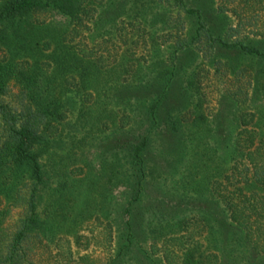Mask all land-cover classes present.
Returning a JSON list of instances; mask_svg holds the SVG:
<instances>
[{
    "label": "trees",
    "instance_id": "obj_1",
    "mask_svg": "<svg viewBox=\"0 0 264 264\" xmlns=\"http://www.w3.org/2000/svg\"><path fill=\"white\" fill-rule=\"evenodd\" d=\"M194 1L0 0V264H89L59 245L94 224L114 242L103 264H264V134L247 111L264 101V0ZM241 32L262 47L227 41ZM203 67L222 85L213 113ZM115 121L125 140L101 143L88 180L83 147ZM70 153L81 165L57 168ZM180 169L175 201L143 213L145 181Z\"/></svg>",
    "mask_w": 264,
    "mask_h": 264
},
{
    "label": "rangeland",
    "instance_id": "obj_2",
    "mask_svg": "<svg viewBox=\"0 0 264 264\" xmlns=\"http://www.w3.org/2000/svg\"><path fill=\"white\" fill-rule=\"evenodd\" d=\"M194 3L199 4L197 0H195ZM200 3L203 5V2L201 0ZM258 14L260 15V17L264 15L263 12L260 11H258ZM122 19L124 20V15H122L119 18V20ZM213 19H214L213 25L215 27V30L219 32L220 36L221 33L227 27H232L235 23V20L227 13L225 15L217 16L216 18ZM122 22H124L123 25H125V20ZM244 33L241 32L239 36H233L232 38H228V39L225 38V40L227 39L228 42L242 41L245 44L249 43L251 46H256L258 48L262 47L260 42H258L259 37H250V36L245 37ZM138 52L139 51L136 52L135 54L136 56H139ZM203 76L204 77L201 82L202 84L201 86L206 98V103L208 106L209 113H213L214 110L219 109L217 103L215 102V99L217 98L219 91H221L222 85L216 83V75L215 77L212 76L211 70L208 67H203ZM223 81L224 80L222 79L221 82ZM15 93H16L15 87L11 86L9 95L6 98L7 100H9L10 103L15 101ZM247 107H248L247 111L255 115V119H256L255 121L258 124V128L257 127L255 128L257 129V131L264 134V101L262 99H259L258 96L253 95L252 101L251 100L249 101ZM226 120L227 119H225V121ZM69 121L73 122V117H70ZM120 124L124 125V121L122 123L115 121L114 127L111 126L109 128H103L100 132H98V134H95L93 136L94 138L92 140L89 141V146H87L86 148L83 147L85 154L84 157H86V162H88V166H90V172H89L90 177L88 180L94 179L98 175L97 173L98 164L95 160L96 158H94L95 157L94 153L101 146V143L103 148L106 143L111 141L110 140L111 137L121 139L122 141L125 140L124 139L125 135L122 134L124 132L123 131L124 128L121 127ZM104 140H106V142ZM68 149H70V145L63 147L62 144L58 147V150L56 152L57 153L63 152L62 154H64V152H66ZM191 149L192 148L190 146L189 150L186 152L185 160L187 163L186 164L187 167L188 166L190 167V165L194 162V158H195L193 157L195 154ZM150 152H153V149H151ZM70 156L71 157L69 159H64L61 163H59L58 161L56 163V167L64 168L67 165L68 170H73L75 167H79L81 164L72 163L71 160L73 159V156L71 155V153ZM108 159L107 161L111 162V159L109 160ZM158 161H161L160 158H158ZM171 177L172 180L166 182L162 180L160 177H154L153 179H148L145 181L146 184H144V190L142 192L143 199L141 200V203L139 205L143 213L147 212L148 209H150V204L156 202L157 200L161 201V199H163L167 202L169 200L175 201V198H177L178 194L181 193V190L179 188L180 186H178L179 185L178 183L179 180L184 177V173L180 169V171H177L174 174H172ZM124 190L125 192L127 191L126 189ZM111 195H112L111 208L119 212L123 206V197H125L123 195V188L121 186L114 188L113 191L111 192ZM209 209L211 210V212H213L212 210L217 211V208L215 206L210 207ZM214 213L218 214V212H214ZM14 219H15V212L12 211L9 220L12 221ZM191 228H196V226H191ZM104 230L105 229H103L102 226L95 224L87 227L86 230L80 228L79 231L76 233L78 238L76 239L75 242L73 239H71V236H64L62 238V241L60 242L59 245L61 247L60 251L63 253L64 251H66V249H69L71 253H74L76 256H86L87 257L86 261H89V264H103L105 258L107 257L106 255L107 252L112 251V245L114 243L112 238H110L109 240L110 235L107 236L108 235L107 230L105 231ZM112 236L113 235H111V237ZM145 243L147 244L148 242L146 241ZM67 259H68V264H74V258L72 259L67 258Z\"/></svg>",
    "mask_w": 264,
    "mask_h": 264
}]
</instances>
